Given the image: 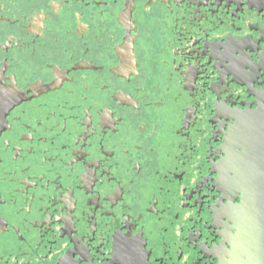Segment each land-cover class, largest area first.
Segmentation results:
<instances>
[{
    "label": "flooded vegetation",
    "instance_id": "1",
    "mask_svg": "<svg viewBox=\"0 0 264 264\" xmlns=\"http://www.w3.org/2000/svg\"><path fill=\"white\" fill-rule=\"evenodd\" d=\"M184 3L170 12L164 0H0V212L15 225L3 238L0 264H63L84 249L83 264H112L121 225L130 223L146 229L150 264L229 261L241 196L225 160L232 133L252 115L250 106L259 111L264 92V0ZM121 16L137 25L139 39L127 35L131 25ZM118 49L130 64L139 61L144 79L133 75L129 83L111 67L122 63ZM241 56L250 74L233 68ZM193 68L199 75L189 87L184 72ZM57 70L67 76L54 87L46 81L55 84ZM40 77L46 90L37 96L32 82ZM149 78L159 87H144L137 111L135 86ZM118 89L133 103L120 105ZM176 91L190 107L167 124L166 143L153 138L161 153L155 162L136 147L147 136L140 127L147 121L151 129L159 97ZM109 111L113 122L123 117L115 129L103 125L101 113ZM133 178L146 183L142 200ZM113 189L123 193L119 202Z\"/></svg>",
    "mask_w": 264,
    "mask_h": 264
},
{
    "label": "snow or ice",
    "instance_id": "2",
    "mask_svg": "<svg viewBox=\"0 0 264 264\" xmlns=\"http://www.w3.org/2000/svg\"><path fill=\"white\" fill-rule=\"evenodd\" d=\"M195 2V0H193ZM152 3L156 4L157 0H152ZM164 4L167 5L168 11H176V5L179 4L181 8L186 7L184 0H164ZM163 5L157 4V7H162ZM264 7V5H262ZM120 23L127 25H131L129 27L127 35L130 37H136L137 39L140 38L139 36V30L137 29V25L133 23L131 19L125 20L123 16L120 17ZM153 23H155L153 21ZM144 27L147 30V18H145ZM156 27H159L158 24H156ZM185 31H187V28H185ZM170 42V41H169ZM6 43V42H5ZM122 44H124V41H121ZM244 47H251V43L248 41H242ZM135 45V42H133ZM222 47V46H221ZM241 50L242 49H238ZM120 51V59L122 60V63L119 65H112V68H115L118 70L120 75L125 76L128 79V82L131 83V77L133 75H136L137 77L144 79V77L141 75L140 69L138 67L139 61H136L135 63H129L127 56L125 55L124 49H118ZM93 55H96L95 52H93ZM181 55L179 49L176 50V56L179 57ZM220 55L217 53L214 56V61L219 60ZM192 63H195L194 61ZM260 63L261 67H264V55H261L260 60L258 61ZM183 68L182 63H177L176 65V72H179L180 69ZM233 68L237 69V73L243 72V74H250L252 72L251 64L248 62V58L241 56L240 58L233 57ZM43 69H41L42 71ZM235 74V73H234ZM199 72L196 68H193L191 71H185L184 72V84L188 85L189 87L192 86V83L194 80L198 77ZM67 76V73L64 71L57 70L55 73V76L53 77V80L56 82L53 84V81H46V83L53 85L54 87H59L62 85L63 80ZM41 83L37 84L35 81L32 82L34 87L32 88V91L38 96L40 92L45 91L44 88V78H39ZM174 79V75L170 74L168 83L171 84V81ZM85 80H87V76L85 75ZM107 82H105V85H102V87H105ZM207 85H205L206 87ZM144 87L148 88H158L159 85H153L151 82V78L147 80V83L145 86H141L140 84H136L135 88L136 91L141 92L140 96L136 97L135 101V107L137 108V111H140V103L143 100L144 95ZM118 91L121 92V95L116 97V100L119 102L120 105H128L130 103H133L132 96L124 95L123 89H118ZM184 93L183 91H176L174 93H165V95H162L159 97L158 101L156 102V107L159 109H162L159 113H154L153 116L156 120V123L153 124L151 129L147 126V121L140 127L141 133H147V136L142 139V142L140 144H137L136 147L139 151L145 152L151 155L152 160L155 162H159L161 159V153L157 151V145L153 142V138H155L157 141H159L161 144L166 143L167 137L165 134V128L167 127V124L169 122H174L177 118V114L179 110H184L190 107V105L183 104ZM84 99L87 100L88 96L85 94ZM197 101L199 100V97L196 98ZM259 105V111L258 112H252L251 106L249 107V112L252 113L253 116H259L261 121L264 122V92L260 93L259 99L257 101ZM146 106L148 108L153 107L152 101H147ZM105 107H108L107 105ZM92 105H88V117L91 118L92 112H91ZM53 115L55 112L52 113ZM103 116V125L105 128L112 127L116 128L117 124H120L123 120V117H119L113 122V112H105L101 113ZM131 115V113H130ZM245 116L248 115V113L244 114ZM187 122L178 125L180 128L187 127ZM65 131H67V126L65 123ZM118 131V129H117ZM158 133L160 135H158ZM92 134H95L93 132ZM83 139L87 140V134H85ZM8 144H10V140L7 141ZM171 145H168L170 147ZM31 147V145H29ZM243 151V149H241ZM114 154V151H113ZM126 154L131 155L130 152H127ZM166 155V153H165ZM0 163H3L2 157H0ZM119 166V165H118ZM138 171H141L143 174V169L137 168ZM140 178H133L130 183L136 187V199L142 200L143 199V189L146 188V183H138V180ZM93 182H95V174H93ZM161 191H163V188H161ZM123 195L122 191H116L115 189L112 190V193H110L111 199L113 201L119 202L121 196ZM225 199H227V196H225ZM5 203V200L2 196H0V206H2ZM158 203V201H157ZM129 221L131 220V215L126 217ZM144 216L143 213H140L138 216V220H143ZM11 227H15L14 224H9L8 221L4 218V214L0 212V247L3 246V238L7 235L9 229ZM136 228L135 224H129L127 228H124L123 225H121V231L116 237V246L113 250V255L116 257L112 261V264H150V259L152 257V249L149 248L148 245V237L145 236L146 229L141 227L137 230H133ZM87 249H84L80 255H76V253H71L67 257H65L63 264H83L82 257L84 256Z\"/></svg>",
    "mask_w": 264,
    "mask_h": 264
},
{
    "label": "water",
    "instance_id": "3",
    "mask_svg": "<svg viewBox=\"0 0 264 264\" xmlns=\"http://www.w3.org/2000/svg\"><path fill=\"white\" fill-rule=\"evenodd\" d=\"M227 155L228 179L234 175L229 183L241 204L235 209L237 234L225 264H264V122L259 116L243 118Z\"/></svg>",
    "mask_w": 264,
    "mask_h": 264
}]
</instances>
